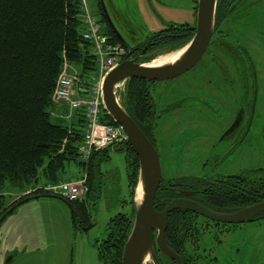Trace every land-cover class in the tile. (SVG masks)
<instances>
[{
	"label": "trees",
	"instance_id": "1",
	"mask_svg": "<svg viewBox=\"0 0 264 264\" xmlns=\"http://www.w3.org/2000/svg\"><path fill=\"white\" fill-rule=\"evenodd\" d=\"M97 1L101 18L92 12L88 0H0V188L7 181L22 190L37 185L42 179L59 182L64 178L67 166L76 162L86 169L83 177L88 185L82 203L81 200L71 201L76 220L81 224L91 221L87 205L93 192H96V198L100 197L104 175L101 166L109 160V150L113 146L93 151L89 159L83 158L80 147L86 128L84 110L75 111V121L62 124L52 121L49 107L53 104L65 61L81 65V73L72 77L78 87H88L97 74L94 43L83 36L87 9L101 23L109 40L124 49L123 60L134 57L130 51L135 50L127 41L120 40L108 25L101 2ZM180 26L187 28L186 40H190L195 26L188 23ZM145 40L150 44V51L167 49V27L149 34ZM177 42L178 39L170 41L171 44ZM142 59L137 58L138 61H147ZM152 83L156 81L130 78L126 81L127 93L120 90L118 97L154 141L156 116L150 90ZM104 114L102 122L117 124L107 112ZM118 147L127 150L129 187L134 197L139 159L127 140L115 146ZM166 187L167 200L178 195L173 187H179L194 190L195 200L215 210L234 211L264 199V168L249 169L239 175H218L214 179L205 176L164 179L156 194V204L161 190ZM38 193L46 191H34V194ZM28 195L19 197L11 205ZM4 196L0 194V217L11 206H6L7 196L5 199ZM131 204V213L120 212L109 222L108 234L98 248L105 264H122L134 216L133 199ZM157 208L162 209L164 205ZM79 215L82 219L84 215L88 218L79 222ZM261 216L264 218V213ZM198 217L212 221L191 210L176 209L168 214L166 241L182 256L185 264H197L187 253L185 245L198 233L195 225ZM166 258L170 264H176Z\"/></svg>",
	"mask_w": 264,
	"mask_h": 264
},
{
	"label": "rangeland",
	"instance_id": "2",
	"mask_svg": "<svg viewBox=\"0 0 264 264\" xmlns=\"http://www.w3.org/2000/svg\"><path fill=\"white\" fill-rule=\"evenodd\" d=\"M252 1L264 7V0ZM88 2L96 17L101 18L98 1ZM104 3L116 29L131 47L167 27L169 21L196 25L198 0H104ZM246 10L249 14L241 18L242 24H250L256 32L264 29V10L254 6ZM235 32L246 35L245 29ZM174 45L171 51L179 48ZM166 53L167 49H156L141 58L154 61ZM81 70L78 63L65 61L62 66L63 74L73 78ZM199 80L195 68L172 81L150 84L156 104L154 137L160 151L163 180L185 176L214 179L218 175H237L249 169L264 168V81L260 80L261 90L254 97L258 101L247 117L249 124L244 139L239 134L221 139L227 117L213 114L212 109L199 102L197 96L201 91H196ZM204 81L206 84L207 80ZM179 90L187 95V110L178 119L179 126L171 128L167 135V107H170L167 101ZM127 91L125 83L121 92L126 94ZM207 95L205 99L214 106V96ZM55 105L52 104L49 110ZM51 118L55 123L69 122L54 115ZM109 154V160L101 166L104 175L100 197L96 198V192H93L88 203L92 226L87 230L80 223L75 226L71 208L62 199H31L10 212L0 224V264H105L98 248L108 234L109 222L120 212L131 213L133 199L127 150L111 148ZM85 171L76 162H71L61 181L80 180L86 175ZM59 182L42 179L38 185L41 184L43 189L47 183ZM35 189L32 185L22 190L7 181L0 188V194L5 195L4 199L7 196L5 203L10 206L19 197L34 194ZM82 197L84 195L81 201ZM195 225L198 233L185 248L197 264H264V218L223 225L198 217ZM11 255L12 260L7 261ZM162 257L170 264L165 255Z\"/></svg>",
	"mask_w": 264,
	"mask_h": 264
},
{
	"label": "water",
	"instance_id": "3",
	"mask_svg": "<svg viewBox=\"0 0 264 264\" xmlns=\"http://www.w3.org/2000/svg\"><path fill=\"white\" fill-rule=\"evenodd\" d=\"M100 2L108 25L120 40L124 41L109 16L104 0H100ZM217 5L218 0H198L195 34L185 46L175 51V53H179L175 60L155 65L153 60L138 61L136 57H131L114 67L103 81L105 108L112 119L122 126L129 144L139 159V173L133 197L134 216L124 246L122 264H161L157 250L174 260L176 264H185L182 256L167 243L165 238L169 222L168 214L173 210H191L212 221L224 224H242L254 221L262 217L261 215L264 213V199L234 211H219L195 200L193 198L195 191L184 188H177L176 192L181 196L167 200L165 207L158 209L155 199L163 179L159 150L121 104L118 97L119 87L130 78L165 81L181 75L195 66L206 52L214 34ZM236 127L237 124H234L230 131ZM119 149H124V147ZM39 197H54L66 202L71 208L72 219L76 226L77 215L73 204L61 195L53 193L33 194L20 199L1 215L0 224L20 204ZM91 226L92 224L89 223L84 226V229L87 230ZM12 258L13 255L7 261H11Z\"/></svg>",
	"mask_w": 264,
	"mask_h": 264
},
{
	"label": "flooded vegetation",
	"instance_id": "4",
	"mask_svg": "<svg viewBox=\"0 0 264 264\" xmlns=\"http://www.w3.org/2000/svg\"><path fill=\"white\" fill-rule=\"evenodd\" d=\"M250 6L264 10L263 6L257 5L252 0H221V2H218L214 34L203 57L185 73L167 79V82H169L191 72L195 68L198 70L200 82L197 84L196 91H201L197 96L199 102L201 104L205 103L208 109H212L213 114H220L222 118L227 117L221 139L235 134H239V137L245 135L249 124L247 117L254 110L258 101L254 97L261 90L259 85L260 80L264 81V29L256 32L250 24H242L241 22V18L243 19L249 14L246 9ZM180 25L172 21L167 22V56L174 51L170 50L173 47L172 45H174L170 43L172 39H181L179 43L177 42L174 45L175 47L179 46L178 49L185 46L189 41L186 40L187 28H182ZM242 28L245 29V36H241L235 32V30H242L243 32ZM146 41L141 40L138 42L134 46L135 50H131L130 53H133L132 55L137 58L149 54L151 52L150 44ZM210 75L212 76L211 78ZM205 79L207 80L206 84ZM206 93L214 96V106H211L207 102V99H205V96H208ZM173 95L174 97L170 101H167V105L170 106L167 107V135L171 128L179 126L177 123L180 120L178 119L187 110L185 108V101L187 100L185 92L179 90L177 93H173ZM227 107H230L229 112H227ZM153 109L155 111L156 104ZM234 124H237V127L230 131ZM153 142L159 150L155 137ZM173 188L176 190L179 187ZM178 196L181 195L176 194L171 197ZM165 202H167V187L166 189H162L161 194L157 197L158 206L164 205L165 207ZM84 216L85 218L83 217L82 219L79 215V222L85 221L86 217L88 218V215ZM90 222L88 221L86 224L80 223V225L84 227ZM156 233L157 231H155ZM157 255L161 264H167L163 259L165 257H162L163 253L157 250Z\"/></svg>",
	"mask_w": 264,
	"mask_h": 264
},
{
	"label": "built area",
	"instance_id": "5",
	"mask_svg": "<svg viewBox=\"0 0 264 264\" xmlns=\"http://www.w3.org/2000/svg\"><path fill=\"white\" fill-rule=\"evenodd\" d=\"M85 23L83 36L94 43L99 68L98 79L89 88H85L78 87L72 77L61 75L58 78L55 95L59 99H65L71 110H84L86 128L80 152L83 158L88 159L93 151L119 145L127 137L121 125L108 124L101 120L105 111L102 82L108 71L120 62L124 49L118 44H113L109 37L102 33L100 22L88 9ZM44 188L70 201L80 200L81 196L88 191L85 177L76 181L64 180L47 184Z\"/></svg>",
	"mask_w": 264,
	"mask_h": 264
},
{
	"label": "crops",
	"instance_id": "6",
	"mask_svg": "<svg viewBox=\"0 0 264 264\" xmlns=\"http://www.w3.org/2000/svg\"><path fill=\"white\" fill-rule=\"evenodd\" d=\"M61 75H64L63 71ZM54 97H55V101H53V104H56V105L54 106V109L51 110L52 115L62 120H69V122L75 121L77 119L76 113L72 112V110L69 108L68 102L65 99L57 98L55 94H54ZM38 184L35 186L40 187L41 184L40 185Z\"/></svg>",
	"mask_w": 264,
	"mask_h": 264
},
{
	"label": "bare ground",
	"instance_id": "7",
	"mask_svg": "<svg viewBox=\"0 0 264 264\" xmlns=\"http://www.w3.org/2000/svg\"><path fill=\"white\" fill-rule=\"evenodd\" d=\"M124 39V38H123ZM125 41V40H124ZM178 55H179V53H175V51H173L172 53H170V54H168V56H167V53H166V55H164L161 59H159V58H157V59H155L154 61H152L153 62V64H155V65H162V64H164V63H167L168 61L170 62V61H173V60H175L177 57H178ZM123 56H124V54H123ZM123 56H122V58H121V60H120V62L117 64V65H119L120 63H121V61L123 60ZM116 65V66H117ZM105 114H102V116H101V120L103 119V116H104ZM108 124H111V123H108ZM118 148H120V147H118ZM89 159V158H88ZM83 178V177H82ZM81 178V179H82ZM84 195V194H83ZM83 198V197H82Z\"/></svg>",
	"mask_w": 264,
	"mask_h": 264
}]
</instances>
